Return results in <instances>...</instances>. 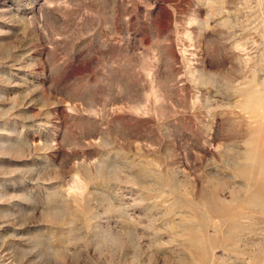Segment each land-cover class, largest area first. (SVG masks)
Here are the masks:
<instances>
[{"label": "rangeland", "instance_id": "rangeland-1", "mask_svg": "<svg viewBox=\"0 0 264 264\" xmlns=\"http://www.w3.org/2000/svg\"><path fill=\"white\" fill-rule=\"evenodd\" d=\"M0 264H264V0H0Z\"/></svg>", "mask_w": 264, "mask_h": 264}, {"label": "bare ground", "instance_id": "bare-ground-1", "mask_svg": "<svg viewBox=\"0 0 264 264\" xmlns=\"http://www.w3.org/2000/svg\"><path fill=\"white\" fill-rule=\"evenodd\" d=\"M249 169H250V168H249ZM255 175H256V174H255ZM255 175H254V176H255Z\"/></svg>", "mask_w": 264, "mask_h": 264}]
</instances>
